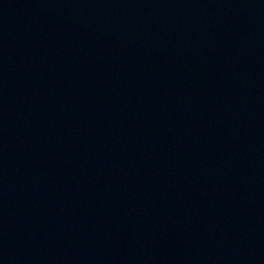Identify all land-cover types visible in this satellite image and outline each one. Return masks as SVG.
<instances>
[{
  "label": "water",
  "instance_id": "95a60500",
  "mask_svg": "<svg viewBox=\"0 0 264 264\" xmlns=\"http://www.w3.org/2000/svg\"><path fill=\"white\" fill-rule=\"evenodd\" d=\"M0 264H264V0H0Z\"/></svg>",
  "mask_w": 264,
  "mask_h": 264
}]
</instances>
